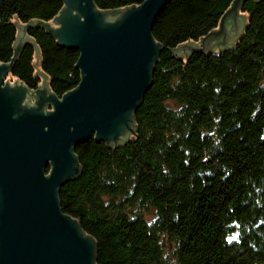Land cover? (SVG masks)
<instances>
[{
	"label": "trees",
	"instance_id": "16d2710c",
	"mask_svg": "<svg viewBox=\"0 0 264 264\" xmlns=\"http://www.w3.org/2000/svg\"><path fill=\"white\" fill-rule=\"evenodd\" d=\"M145 1L95 5L113 12ZM234 2L171 0L152 32L163 50L133 137L76 148L81 174L58 199L94 240L97 264H264V0H244L249 22L231 49L183 51L217 31ZM62 9L60 0H0V64L33 26L26 34L39 54L24 47L10 76L39 90L38 57L57 98L79 86L80 53L37 25Z\"/></svg>",
	"mask_w": 264,
	"mask_h": 264
},
{
	"label": "water",
	"instance_id": "95a60500",
	"mask_svg": "<svg viewBox=\"0 0 264 264\" xmlns=\"http://www.w3.org/2000/svg\"><path fill=\"white\" fill-rule=\"evenodd\" d=\"M60 1L53 23L37 28L80 53L79 86L57 98L38 57L43 87L31 91L6 81L24 47L34 45L39 54L26 35L31 25L19 31L12 62L0 64V264H97L94 240L62 212L58 195L81 174L78 146L95 139L118 148L129 141L163 50L152 32L171 0L113 12L100 11L94 0ZM243 1L236 0L219 29L201 40L203 49L187 44L185 54L231 49L245 28L238 16ZM31 99L36 104L29 108Z\"/></svg>",
	"mask_w": 264,
	"mask_h": 264
},
{
	"label": "rangeland",
	"instance_id": "374dc122",
	"mask_svg": "<svg viewBox=\"0 0 264 264\" xmlns=\"http://www.w3.org/2000/svg\"><path fill=\"white\" fill-rule=\"evenodd\" d=\"M244 23H245V28H246V23H247V21H246V19H244ZM245 28H244V30H241V35H240V37H242V35L244 34V32H245ZM27 35V34H26ZM27 37H29L28 35H27ZM240 37H238V39L236 40V41H234L233 42V46L237 43V41L240 39ZM39 56V55H38ZM188 57V56H187ZM35 62H37V58L35 59ZM12 69H13V67H12ZM12 73V72H11ZM40 79H41V82H42V87H43V79L40 77ZM7 82H10V83H12V84H15L16 82L17 83H20L17 79H15V78H12V76H9L8 78H7V80H6ZM47 83H48V81H47ZM31 102L29 103V108H32V107H34L35 106V104H36V99H31L30 100ZM47 109H51L50 107H48ZM46 109V110H47ZM132 135H134V134H131L130 135V137H129V139L132 137Z\"/></svg>",
	"mask_w": 264,
	"mask_h": 264
},
{
	"label": "bare ground",
	"instance_id": "6f19581e",
	"mask_svg": "<svg viewBox=\"0 0 264 264\" xmlns=\"http://www.w3.org/2000/svg\"><path fill=\"white\" fill-rule=\"evenodd\" d=\"M235 1H236V0H235ZM243 2H244V1H243ZM94 3H95V0H94ZM144 3H145V2H144ZM144 3H143V4H144ZM143 4H142V5H143ZM233 4H234V3H233ZM142 5H140V6H136L135 8H139V7H141ZM241 5H242V4H241ZM96 7H97V6H96ZM129 8H131V7H129ZM129 8H126V10L129 9ZM231 8H232V6H231ZM231 8H230V9H231ZM230 9H229V11H230ZM122 10H125V9H122ZM229 11H228V12H229ZM224 16H225V15H224ZM238 16H242L244 19H246V21H247L246 24H248V22H249V16H248L247 14L241 13V6H240V8H239ZM246 26H247V25H246ZM240 38H241V37H240ZM200 42H201V41H199L198 43H195V44H197L198 46H200V47H196V48H198V49H203V46L200 44ZM156 43H157V42H156ZM157 44H158V43H157ZM185 46H186V45H185ZM216 52L218 53V51H216ZM216 52H215V53H216ZM192 53H196V52H192ZM200 53H201V52H200ZM215 53H214V54H215ZM203 54H204V53H203ZM211 55H212V54H211ZM156 65H157V64H156ZM154 72H155V69H154ZM151 86H152V85H151ZM40 87H42V82H41V84H40ZM150 89H151V88H150ZM23 105H24V104H23ZM132 137H133V135H132ZM132 137H131V138H132ZM131 138L129 139V141L131 140ZM129 141H128V142H129ZM128 142H122L120 146H122V145H124V144H126V143H128ZM47 175H49V174H47ZM62 188H63V187H62ZM62 188H61V189H62ZM59 203H60V201H59Z\"/></svg>",
	"mask_w": 264,
	"mask_h": 264
},
{
	"label": "snow or ice",
	"instance_id": "6c2138e0",
	"mask_svg": "<svg viewBox=\"0 0 264 264\" xmlns=\"http://www.w3.org/2000/svg\"><path fill=\"white\" fill-rule=\"evenodd\" d=\"M231 239H235V237H232Z\"/></svg>",
	"mask_w": 264,
	"mask_h": 264
},
{
	"label": "crops",
	"instance_id": "0c3cea01",
	"mask_svg": "<svg viewBox=\"0 0 264 264\" xmlns=\"http://www.w3.org/2000/svg\"><path fill=\"white\" fill-rule=\"evenodd\" d=\"M216 51V50H215Z\"/></svg>",
	"mask_w": 264,
	"mask_h": 264
}]
</instances>
